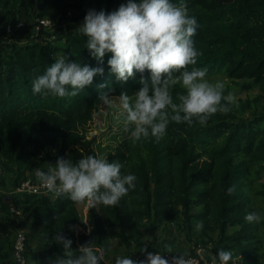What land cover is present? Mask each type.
<instances>
[{"label": "trees", "instance_id": "1", "mask_svg": "<svg viewBox=\"0 0 264 264\" xmlns=\"http://www.w3.org/2000/svg\"><path fill=\"white\" fill-rule=\"evenodd\" d=\"M170 2L185 3L188 15L198 21L193 39L201 55L189 70L207 68L208 76L222 74L235 84L250 81L237 85L246 90L260 87L264 97V0ZM127 3L0 0V236L7 232L3 231L6 222L13 219L15 224V218H20L12 207L32 218V227L41 228L43 246L42 250L31 249L26 237L24 257L26 262L38 263L63 254V246L53 239L57 231L73 241V252L78 255L82 246L102 250L111 240L129 249L133 243H140L144 234L155 239L156 233L166 231L170 223L176 222L188 233L202 224V237L212 240L216 235V247L232 251L235 264H264V214L259 224L245 220L248 213L260 214L250 197L254 182L259 183L255 194L264 212V112L258 109L260 96L240 100L230 112L217 113L204 125L172 122L159 141L149 137L133 143L131 134L124 138L102 158L121 163L122 174H134L136 188L117 206L88 207V233L69 230L82 224L83 217L80 204L67 195L14 193L23 181L40 182L37 170L54 169L61 157L73 163L89 155L101 158L95 150L97 137L88 138L80 125L91 121L96 109L105 105L99 99L101 93L119 99L126 91L135 98L142 87L141 74L127 82L118 81L107 63L112 54L106 53L103 65H98L79 27L89 10L108 14ZM38 20H50L53 25L35 30ZM28 23L32 32L26 27ZM21 32L28 33L24 44L15 42V35ZM65 55L81 66H102L104 74L94 77L93 84L76 96L33 94V80ZM143 76L150 79L147 70ZM170 92L179 103L176 97L184 89L178 84ZM233 185L235 192L228 195ZM20 224L11 228L13 242ZM155 243L149 244L148 252H167L161 250L167 241L160 246ZM6 249L0 242V259ZM211 254L219 259L215 250ZM195 256L193 251L186 257ZM0 264H17L14 253Z\"/></svg>", "mask_w": 264, "mask_h": 264}, {"label": "clouds", "instance_id": "2", "mask_svg": "<svg viewBox=\"0 0 264 264\" xmlns=\"http://www.w3.org/2000/svg\"><path fill=\"white\" fill-rule=\"evenodd\" d=\"M198 27L197 19L188 15L185 3L175 5L170 0H139L138 3L128 0L112 13L87 12L79 29L87 38L86 48L98 65H103L106 53H111L107 63L118 81L127 82L137 73L141 74L142 87L135 92V99L126 91L119 96L125 128L132 126L133 143L149 137L159 141L172 122L204 125L217 113L227 114L236 104L233 93L224 95L223 82L207 79V68L192 67L189 70L201 55L193 39ZM146 70L150 79L143 76ZM103 74L102 66H81L65 55L33 80V94L61 98L76 96L93 84L94 77ZM178 84L184 92L176 97L179 101L176 103L170 89ZM99 99L105 105L112 104L108 93H101ZM122 167L119 162L93 155L75 163L61 157L54 169L37 170L36 177L48 192L57 197L67 195L75 204H86L89 208L97 205L114 207L136 188L137 177L122 174ZM234 192V185L227 190L228 195ZM261 219L256 212L245 215L248 223L259 224ZM69 230L76 231V228L70 226ZM53 239L63 246V254L51 259L50 264H101L104 260V253L94 251L89 244L80 247L79 254L75 255L73 241L61 231H57ZM147 248V244L141 248V253H146L144 260L122 257L117 258L115 264H193L186 254L173 256L170 262L158 252H148ZM167 252L172 253L170 249ZM217 256L220 264L230 261L235 264L230 250L221 248Z\"/></svg>", "mask_w": 264, "mask_h": 264}, {"label": "rangeland", "instance_id": "3", "mask_svg": "<svg viewBox=\"0 0 264 264\" xmlns=\"http://www.w3.org/2000/svg\"><path fill=\"white\" fill-rule=\"evenodd\" d=\"M32 23V22H31ZM31 23L26 25L27 28H30V32L33 31V27ZM27 32H21L20 34L15 35V42L24 44L27 41ZM7 46H10L8 44ZM211 82L220 81L225 85L224 93L226 95L231 92L234 94L236 98V103L240 100L254 99L258 96L261 97L260 102L258 104L259 111L264 112V97L262 96V88L253 87L251 90L243 89L237 84H242V82H250V81H240L235 84L233 81L228 80L224 75L217 74L208 76ZM133 100L135 98H132ZM123 109L120 105V101L116 97H112V104L109 105H100L96 111L94 112L93 118L91 121L84 125H80L81 131L88 136V138H92L93 136L97 137L95 150L97 151L99 157H106L111 150H114L120 142L129 136L132 131V126H129L126 130L124 123V116L121 115ZM264 176V174H263ZM258 182L252 183V186L249 188L250 197L253 200V205L260 211V215L262 216L264 212L261 208L260 198L256 196L255 191L258 187ZM78 210L83 217L82 224L78 225L77 231L79 233H88L87 227V206L84 204H80L78 206ZM20 218H15L16 223H21L18 226V230H20L25 237L30 241V248L33 250H42L43 239L42 232L40 227H32L33 219H28L27 215L19 212L18 215ZM15 223V224H16ZM13 219L12 221H8L4 224V230H7L3 237L0 236V242H3L6 246V250L3 254V261H7L11 258L12 252L14 253V244L13 237L11 233L12 226H15ZM169 227L166 231L160 230L156 233V238L154 239L151 234H144L143 237L140 238V243H133L132 246L127 249L124 246H121L117 240H111L110 245L107 248L102 250H97L96 252L104 253V260L101 264H106L108 262H116L117 258L122 257H131L133 260L136 255L141 254V248L144 244H149L155 240V245H159L167 241L166 244L163 245V249L171 252H176L177 254L183 253L186 256H190L193 251L198 252V250H204L205 256L207 258H212L214 255L211 254V251L216 252L219 251V248L216 247V240L218 239L216 235L212 236V240H208V238H204L201 235V229L195 225L194 230L190 233L183 231L178 227L177 223H170ZM17 230V231H18ZM13 242V247L11 248V244ZM158 246V249H159ZM148 249V248H147ZM0 259V261H2ZM50 260L40 261L38 263H34L31 260H28L26 264H48Z\"/></svg>", "mask_w": 264, "mask_h": 264}, {"label": "built area", "instance_id": "4", "mask_svg": "<svg viewBox=\"0 0 264 264\" xmlns=\"http://www.w3.org/2000/svg\"><path fill=\"white\" fill-rule=\"evenodd\" d=\"M42 25L47 28H50L53 24L50 20H40V21L38 20L36 21V25L34 29L39 30ZM18 27H23V24H19ZM8 30H10V27L8 28ZM14 193L41 195V194H47L51 192H48L42 186L41 182H33L32 180H27V181H23L16 188ZM9 194H13V193H8V195ZM51 194H54V193H51ZM87 209H88V206H87ZM11 211L19 215V211H17L15 207H12ZM77 227H76V230H77ZM25 251H26V237L21 231H17L16 238H15V244H14V259L16 260L17 264H26V259L24 257ZM150 252H158L161 255H163L165 259H168L170 262H171L172 257L176 256L175 254L168 253V252H161V251H150ZM145 258H146V253H141L139 255H136L134 260L141 261V260H144ZM186 258H190L193 261V264H220L219 259H217L215 256H213L212 258H207L205 256L204 250H198L197 256L195 257H186ZM106 264H115V263L108 262Z\"/></svg>", "mask_w": 264, "mask_h": 264}]
</instances>
